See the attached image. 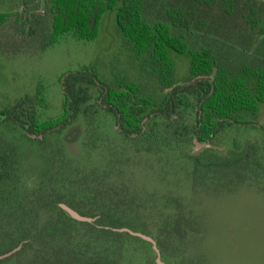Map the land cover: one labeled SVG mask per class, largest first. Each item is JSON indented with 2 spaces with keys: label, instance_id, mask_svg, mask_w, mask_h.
I'll use <instances>...</instances> for the list:
<instances>
[{
  "label": "trees",
  "instance_id": "obj_1",
  "mask_svg": "<svg viewBox=\"0 0 264 264\" xmlns=\"http://www.w3.org/2000/svg\"><path fill=\"white\" fill-rule=\"evenodd\" d=\"M150 1L50 0V45L67 34L95 40L103 15L119 6L117 20L126 43L137 57L147 56L150 75L167 91L164 96H142L139 84L125 80L111 84L96 66L84 67L63 79L61 117L40 122L21 109L23 102L0 112V128L12 124L20 129L25 140L37 144L43 157L40 171L30 177L23 150L11 139L0 144V256L22 244L0 264H125L127 247L135 241L147 243L117 231L147 232L132 217L137 206L134 194L116 180L124 162L112 158L104 168L74 166L61 146H52V137L80 118L86 123L84 145L88 150L97 149L108 137V116L137 154H171L194 140L211 143L237 124L254 125L235 117L242 112L257 116L264 105V55L248 52L239 59L225 60L214 46L191 48L188 42L197 10L214 2L219 5L220 0H173L167 10L157 11V17L149 12ZM251 1L264 6V0H222L224 18L251 19L248 15L256 12L254 6L245 12ZM9 17L0 14V24H6ZM13 51L24 53V45L16 44ZM173 55L191 59L185 84H178ZM92 89L99 93L94 103ZM218 154L205 150L191 157L195 174L228 177L264 172L263 157L254 146L227 156ZM60 203L95 220H76Z\"/></svg>",
  "mask_w": 264,
  "mask_h": 264
},
{
  "label": "rangeland",
  "instance_id": "obj_2",
  "mask_svg": "<svg viewBox=\"0 0 264 264\" xmlns=\"http://www.w3.org/2000/svg\"><path fill=\"white\" fill-rule=\"evenodd\" d=\"M150 2L153 17L175 3ZM0 3L11 7L6 13L10 15L8 22L0 24V112L23 102L21 109L33 113L40 122L61 117L65 104L63 79L84 67L96 66L111 84L120 80L137 83L142 96H164L167 91L163 92L150 75L147 56L137 57L126 43L117 20L119 6L103 15L95 40L67 34L50 45V0ZM220 4L214 2L197 10L188 33L191 48L214 46L225 60L239 59L248 52L263 56L264 6L251 1L245 9L249 13L254 6L256 12L248 15L251 19H226ZM18 43L24 45V53L13 51ZM173 57L178 84H185L190 78L191 59L187 55ZM251 83L254 88L256 81ZM92 95L94 103L99 93L92 89ZM235 118L254 125L237 124L211 143L194 140L171 154L135 153L108 116V137L93 151L84 145V118L52 137L51 144L54 148L61 146L74 166L104 168L112 158L124 162L116 180L134 194L137 206L132 217L147 232L132 231L153 240L135 241L127 247L125 264H264V172H240L231 177L195 174L190 159L205 150L227 156L254 146L264 160V105L257 116L242 112ZM10 139L25 153L28 175L34 177L43 161L37 144L28 142L20 129L7 124L0 128V144Z\"/></svg>",
  "mask_w": 264,
  "mask_h": 264
},
{
  "label": "water",
  "instance_id": "obj_3",
  "mask_svg": "<svg viewBox=\"0 0 264 264\" xmlns=\"http://www.w3.org/2000/svg\"><path fill=\"white\" fill-rule=\"evenodd\" d=\"M198 142V141H196ZM199 144V143H198ZM62 209H64L72 218L76 219V220H79V221H83V222H92L94 221L95 219L93 218H90V217H86V216H83L81 215L79 212H77L76 210L72 209L71 207H69L68 205L66 204H63V203H60L58 204ZM117 231H120V232H129L130 234L134 235V236H138V237H141L143 239H146V240H149L151 242H153V240L143 234H140V233H137V232H133L132 230L130 229H118ZM22 248V244L17 247L16 249L4 254V255H1L0 256V262L10 256H12L13 254H15L16 252H18L20 249Z\"/></svg>",
  "mask_w": 264,
  "mask_h": 264
},
{
  "label": "crops",
  "instance_id": "obj_4",
  "mask_svg": "<svg viewBox=\"0 0 264 264\" xmlns=\"http://www.w3.org/2000/svg\"><path fill=\"white\" fill-rule=\"evenodd\" d=\"M5 4L4 3H0V14H5L8 13V11L10 10V5L8 7H4Z\"/></svg>",
  "mask_w": 264,
  "mask_h": 264
}]
</instances>
